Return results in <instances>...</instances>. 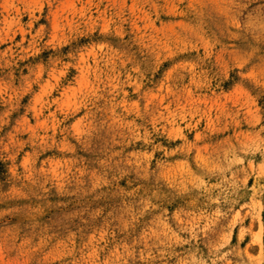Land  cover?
I'll return each instance as SVG.
<instances>
[{"label":"rangeland","instance_id":"1","mask_svg":"<svg viewBox=\"0 0 264 264\" xmlns=\"http://www.w3.org/2000/svg\"><path fill=\"white\" fill-rule=\"evenodd\" d=\"M0 264H264V0H0Z\"/></svg>","mask_w":264,"mask_h":264}]
</instances>
